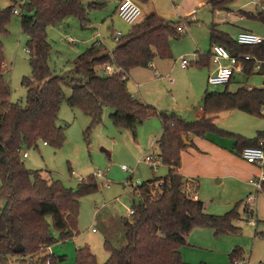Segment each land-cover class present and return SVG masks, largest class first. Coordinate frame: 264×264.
Here are the masks:
<instances>
[{
  "label": "trees",
  "instance_id": "16d2710c",
  "mask_svg": "<svg viewBox=\"0 0 264 264\" xmlns=\"http://www.w3.org/2000/svg\"><path fill=\"white\" fill-rule=\"evenodd\" d=\"M10 1L13 4L10 7H0L1 263L9 264L12 259L23 263L31 258L35 264H44V250L55 243L52 231L57 232L63 242L77 236L79 198L98 190L94 175L82 179L76 191H72L59 180L43 178V171L30 170L22 162L21 153L37 149L40 142L58 149L63 146L67 126H58L56 122L64 100V86L71 88L67 99L69 107L90 118L86 136L101 123L105 108L112 111L109 116L112 124L118 129L129 130L133 137L136 126L151 117L157 116L162 125V134L155 144L168 173L164 178L146 181L134 189L132 195L139 200L132 204L131 219L123 220L125 245L115 248L105 240L103 247L108 257L103 264H184L179 249L185 245L192 229L210 228L217 236L238 233L240 228L233 225L239 219L235 210L221 216L208 215L200 200L189 197L186 182L178 173L180 153L191 145L190 135L216 134L230 139L239 154L245 147H257L264 134L258 133L248 140L218 129L210 118L186 122L174 114L157 112L132 97L126 88L130 70L148 68L156 57L171 58L169 41L181 35L176 31L178 23L150 14L132 26L110 53L104 51L103 44L95 42L72 62L69 73L60 76L48 64L51 46L47 41V27L59 25L72 16L84 23L85 7L94 9L104 3L98 0H25L18 17L21 32L27 38L31 76L21 82L26 89V102L21 105L9 102V90L3 79L6 66L1 38L7 34L6 27L13 16L11 10L18 0ZM204 1L216 11L233 0ZM257 18L264 24V14L258 13ZM210 45L223 46L235 57H254L262 62L257 73L264 76V42L256 46L238 45L212 25ZM203 58L208 62L210 52ZM201 63L204 65L205 61ZM107 65L119 72L109 76L97 74V67ZM254 66L255 62H248L243 71L250 75ZM262 109L264 88L241 87L234 93H205L202 99L205 116L240 111L261 117ZM157 182L162 183L156 188ZM262 191L264 193V183ZM239 251V248L234 249L232 261L238 260ZM75 264L98 263L90 249L84 246L76 251Z\"/></svg>",
  "mask_w": 264,
  "mask_h": 264
},
{
  "label": "rangeland",
  "instance_id": "374dc122",
  "mask_svg": "<svg viewBox=\"0 0 264 264\" xmlns=\"http://www.w3.org/2000/svg\"><path fill=\"white\" fill-rule=\"evenodd\" d=\"M98 1H102L104 4L94 9L85 7L86 19L84 23L72 16L59 25L47 27V41L51 46L48 64L56 75L62 76L69 73L72 70V62L99 39L103 41L104 51L110 53L116 46L110 37L111 31L126 32L127 34L131 29L132 26L123 23L116 15V0ZM198 2L199 0H150L147 3L151 7L157 5L155 9L160 5L161 8L159 7L157 12L166 13L164 15L167 17L173 15L172 21L178 20V17L174 16V11H177L182 17L188 11H192V15H196L195 19L200 21L199 23L192 21L189 27L182 25L187 28V34L170 40L171 58L163 59V65L167 67L165 71L161 72L157 69L159 75L163 77L162 79L158 80L155 77V72L149 67L136 68L133 77L141 84L138 88L140 93L137 94L136 87L129 78L126 86L131 95L141 102L154 106L157 112L174 114L187 122L195 121L193 115L202 106L205 90L208 93H221L234 91L241 86L264 87V76L261 73L249 77L245 74H235L229 86H208L204 68L193 64L187 70H182L179 64L174 63V61L179 62V57L195 61L198 59L197 50L199 51L200 48L205 49V54L210 45V27L212 25H216L215 27L223 32L227 31L225 33L231 40L235 39L239 29L244 28V25L250 26L254 28L255 33L259 32L257 35L264 40V24L257 18V13L248 0H233L227 5L228 11L218 16H214L216 11H212L207 6L198 7ZM11 5L13 4L10 0H0V7L3 9ZM144 11L139 22L145 18ZM6 30L7 34L1 38V41L6 66L3 71V79L9 90L8 100L10 103L25 105L26 89L21 85V82L23 78L31 76V68L26 49L27 38L21 32L20 18L12 16ZM261 30L263 32H260ZM97 34L100 35V38H97ZM192 35L198 39V44ZM96 72L100 76L106 75L103 67H97ZM203 79H205L204 86L202 85ZM63 93L64 100L56 122L58 126H67L63 146L58 149L50 145L43 146L40 142L37 149L26 150L28 157L22 159V162L30 170L49 172L53 180L61 181L66 188L72 191H76L77 185L82 179L98 172L106 174L109 188L105 186L104 180L96 178L98 190L79 198L78 235L63 242L60 241L59 234L52 231L55 243L51 246L57 247L56 258L62 253L67 256L62 261H57L58 264H69L68 255L71 257L75 255L74 246H88L97 263L103 264L108 257L103 247L106 231L109 229L110 244L113 247H123L125 240L123 225L120 222L131 219L129 210L133 202L139 200L137 196L132 195V189L129 190L124 184L128 182L129 185H136L137 181H140L141 184L153 179L164 178L168 173L167 166L164 164L157 168L154 174L149 166L138 163L145 153L149 152L151 141L155 139L154 137L150 139L149 134L155 130L156 135L158 133L161 135L162 125L157 116L151 117L136 126L135 137H133L129 130L118 129L112 124L109 117L112 111L105 108L101 123L86 136L85 131L89 127L90 118L69 107L67 99L71 95L70 87L64 86ZM2 112L3 109L0 106V114ZM218 123V129L244 139L252 136L255 138L258 132L264 134V114L257 117L240 111H226L219 114ZM156 127H158L157 130ZM151 152L160 158L156 144ZM122 165L131 169L134 174L123 172ZM245 199L241 203H233L223 214L231 210H235L239 214L241 221L236 226H239L240 231L227 235L248 243L255 236V228L254 225L247 223V217L243 212ZM254 208L259 219L257 231L262 232L264 238V199L262 197H259L256 204L254 202ZM14 264L22 263L15 262Z\"/></svg>",
  "mask_w": 264,
  "mask_h": 264
},
{
  "label": "crops",
  "instance_id": "0c3cea01",
  "mask_svg": "<svg viewBox=\"0 0 264 264\" xmlns=\"http://www.w3.org/2000/svg\"><path fill=\"white\" fill-rule=\"evenodd\" d=\"M119 1L120 0H116V6L119 3ZM148 2H143L140 5L142 12L145 10L144 11L145 17L150 14H156L159 17L164 18L167 21H172L171 18H174L172 17L173 15L171 17H167V15H164L166 13H163V14L158 13L157 10L159 9L160 5L158 8L155 9L157 5H153L151 7V6H148L147 4ZM197 6L198 7L207 6L210 8V6L207 5L204 0H199ZM227 7L228 6H226L224 10H216V13L214 14V16H218L221 13L228 11ZM227 15H229V13H227ZM174 16L178 17V20L172 21V22L178 23L177 26H180L182 28H185L182 25H186L189 27L192 21L196 23H199L200 21V20L195 19L196 15H192V11H188L187 13H185L184 17L179 15L177 11L176 12L174 11ZM239 20H242V18H239ZM213 26H216V25H213ZM185 29L187 30V28ZM216 30L222 33L227 32V31L223 32L217 28ZM253 30L254 28L244 25V28L239 29L238 32L250 31L256 35L257 33H259V32L255 33ZM260 32H263V30H261ZM111 34H112V31H111ZM122 34L123 36H125L126 32ZM96 36L97 38H100L99 34H97ZM192 38L197 44L199 43L198 39L195 36L192 35ZM169 46H170V41H169ZM208 47L209 48L205 54H204L205 52L204 48L202 49L200 48L199 51L197 50V53L199 54L198 59H196L195 61H189L188 66L184 69L181 68L180 66L181 60H178L179 62L174 61V63L179 64V67L182 70H187L189 66L193 64L197 65V63H201V62L204 63L205 61L204 65H202L201 63L200 64L201 66H198V65L197 66L200 68H204L203 70L207 76L206 77L207 79L208 76L211 75L215 69L214 65L211 62V58L208 60V62L203 58L206 54L210 52L209 49L211 45H209ZM179 59H181V57H179ZM223 64L225 65L226 62H223ZM170 65L171 63L169 64V66ZM166 67L167 66L163 65V59L156 57L153 59L151 66L149 68H151L155 72V77L158 80H160L163 77L159 75V73L157 72V69L161 72V71H165ZM135 71H136V68L128 72L126 86L129 82L128 81V78H129L130 80L133 81L136 87V90H137V94H139L140 89L138 88H140L141 84L135 81V77H133V75H135L136 73ZM257 72L258 71L253 70L250 75H246L245 72L242 71L241 73H236V74H240V75L245 74L247 77H249V76L258 74ZM234 76L229 81V83L226 84V86H229V84L232 83L231 81L234 79ZM204 80L205 79L202 80V85L204 84ZM241 87H246L249 89L252 88L250 86H241ZM238 89L234 91H230V92L234 93ZM205 93H208V92L205 90L204 94ZM132 97L134 96L132 95ZM152 107L155 108L154 106ZM219 114L205 116L202 110V106H201L199 107L198 112L194 113L193 117L195 118V120H199L202 118L213 119V123L217 127V125H219L218 123ZM157 129L158 127H156V130ZM258 133H261V132H258ZM156 134L157 133H155V130L149 134L150 139H152L153 137L155 139L154 140L152 139L151 141L152 145H151V149L149 150V152L147 151L145 155L143 156V158L140 159L138 163H144L143 162L144 157L149 154H153L151 150H153V148L155 147L156 141L161 136L159 135V133L158 135ZM161 134H162V128H161ZM247 138L248 140H252V138L254 139V136L247 137ZM189 141L191 145L188 146L185 150L181 151L180 153V162H179V168H178V173L182 176L186 184H188V186L186 187V191L189 197L192 200H196V199L200 200L204 204V212L208 215H214V216H221L224 212L228 210V208H230V206L233 203L235 202L241 203L244 200V198H246L244 201L243 212L245 213L247 217V220H248V221L246 220L247 223L254 225L255 236L252 239H250L248 243L247 242L244 243L229 235L217 236L214 234L213 229H210V228H194L188 233L186 237L185 245L180 247L179 249L182 262L184 264H264V238L262 236V232L257 231L259 219L256 213V209L254 208V202L256 204L259 197H262L264 199V193L262 190L256 191L255 188L249 184V179L255 177L258 174L259 169L255 165L247 164L244 160L241 159L238 152L234 150L235 149L234 141L230 139L228 140L226 138H219L215 136L214 134H207L205 137H198V136L190 135ZM144 164L147 165L146 163ZM161 165L162 164H160L159 167ZM156 171H152V172L155 174ZM41 175L43 178L49 181L53 180L51 177V174L47 171H43ZM136 183L140 184V181H137ZM136 185L132 184L133 187H136ZM239 221H241L240 216L237 221L233 222V225L237 228H239V226H236V224L238 225ZM120 223L123 225V220ZM122 228H123V235H124V226ZM110 239L111 237H110V232L108 229V231H106V237L104 238V241L107 240L110 243ZM74 248H75V255H73V257L68 255L69 264H75L76 251L80 249L81 247L74 246ZM235 248H239L240 250L238 254V260L232 261L231 254L233 253ZM48 252L52 256V264H58L57 261H62L64 258L67 257L66 255L62 253V255L56 258L55 252H57V247H49ZM15 262L22 263L21 261L12 259L9 264H14ZM33 263L35 264L36 262H33ZM33 263H29L26 260L22 264H33ZM0 264H2L1 261H0ZM38 264H42V263H38Z\"/></svg>",
  "mask_w": 264,
  "mask_h": 264
},
{
  "label": "built area",
  "instance_id": "2783aa9c",
  "mask_svg": "<svg viewBox=\"0 0 264 264\" xmlns=\"http://www.w3.org/2000/svg\"><path fill=\"white\" fill-rule=\"evenodd\" d=\"M150 0H120L116 7V15L118 18L128 26H134L137 24L142 15V9L140 7L141 3L148 2ZM249 3L253 6L257 13L264 14V0H248ZM25 0H18L15 3L11 13L13 16H19L21 12V8L23 7ZM176 31L179 34H187V30L180 26L176 27ZM123 37L122 32L113 31L111 34V39L113 42L118 43ZM235 42L238 45L243 46H256L262 44L264 40L250 31H240L235 36ZM98 44H102V40L99 39L96 41ZM73 43V42H71ZM211 62L214 65L215 69L211 75L207 78L208 86H221L226 85L233 78L234 74L241 73L244 69V65L248 62H255V66L253 68L254 71H259L262 62L256 60L254 57L249 55H244L241 57L233 56L227 49L220 45H213L210 48ZM181 68H186L188 66L189 61L185 58L180 59ZM223 62H226L224 65ZM151 66V65H150ZM104 72L107 75H114L119 72L118 69H114L109 65L104 66ZM261 113L264 114V109L261 110ZM43 145H46L43 143ZM239 156L242 160H244L247 164L255 165L259 172L258 174L249 179V184L252 185L256 191L262 190V184L264 183V137L259 139L257 147H245L239 153ZM21 158H27V152L21 153ZM143 162L146 163L152 171H156L160 164H162L161 159L154 156L153 154H149L144 157ZM121 170L127 174L132 175L133 171L128 167L122 165ZM95 178H100L105 181V186L109 187V181L106 179V175L102 173L94 174ZM130 180V179H129ZM162 182H157L155 187L161 186ZM140 184H137L139 186ZM131 192L133 193L136 187L129 185L128 182L124 184ZM188 186V184H186ZM186 189V188H185ZM103 206V205H102ZM133 215V210H129V217ZM49 247L44 250V256L46 257L45 264H50V253ZM29 263H33V259H28Z\"/></svg>",
  "mask_w": 264,
  "mask_h": 264
}]
</instances>
